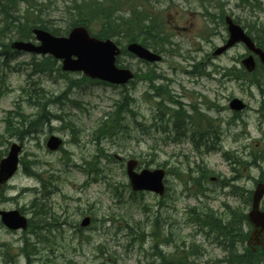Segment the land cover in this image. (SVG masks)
Masks as SVG:
<instances>
[{
  "label": "rangeland",
  "instance_id": "obj_1",
  "mask_svg": "<svg viewBox=\"0 0 264 264\" xmlns=\"http://www.w3.org/2000/svg\"><path fill=\"white\" fill-rule=\"evenodd\" d=\"M81 1L34 0L32 10L39 17L31 19L41 18L47 26L66 32ZM113 1L121 7L120 17L131 15L127 0ZM8 3L3 5L19 4L21 13L26 8L25 0ZM147 8L159 15L161 25L156 30L168 43L156 52L162 56L160 63L120 56L117 66L131 69L137 77L124 87L82 80L79 73L62 72L60 62L54 60L50 69L45 66L47 57L26 53L11 54L8 67L0 66V159L16 143L22 146L24 163L0 188V209L18 210L32 225L21 232L0 223V264H158L155 245L173 264H220L226 256L220 237L205 222L218 226L219 221L234 220L233 212L245 214L246 192H252L264 171V111H260L264 69L258 67L254 77L245 75L239 62L246 54L241 46L217 58L211 53L227 39L225 16L264 45V32L259 31L264 30V0H150ZM6 23L12 35L20 31L17 22L5 21L0 14V27ZM248 23L256 24L251 28ZM89 31L96 34V29ZM112 40L121 48L128 42L121 36ZM154 40V46L163 44ZM232 69L243 71L247 78L231 77ZM146 74L156 77L153 83L162 90L142 80ZM232 98L240 99L246 110L230 111ZM46 101V110L56 119L46 115L48 120L29 130L27 122L36 119ZM177 103L182 116L195 119L191 108L204 116L200 134L192 137L186 130L174 129L169 121ZM115 110L120 111L117 124L109 136L98 137L99 124ZM17 113L27 117L21 127L27 133L21 141L5 132L7 119L9 126L18 127ZM184 125L192 127L188 122ZM52 135L63 142L57 152L45 147ZM202 143L210 146L209 151L200 148ZM251 150L260 157L261 170L231 163L237 157L248 160ZM129 159L138 161V172L166 171L163 197L131 191L125 174ZM25 167L44 182L29 177ZM203 169L208 173L202 175ZM44 188L50 193L39 204L45 214L34 216V193L43 198ZM84 217L91 223L83 229L79 224ZM236 227L244 233L250 230L243 222ZM25 242L32 248L27 259L19 255Z\"/></svg>",
  "mask_w": 264,
  "mask_h": 264
},
{
  "label": "trees",
  "instance_id": "obj_2",
  "mask_svg": "<svg viewBox=\"0 0 264 264\" xmlns=\"http://www.w3.org/2000/svg\"><path fill=\"white\" fill-rule=\"evenodd\" d=\"M11 3L12 0H0V14L5 21H11V22H17L16 29L20 31H16V33H13L12 35V29H8V23L5 24V26L0 27V65L8 67L9 57L11 55L9 50V43L13 39V37L17 36L16 38L21 40H28L32 39L31 30L32 28H40L43 30L50 31L53 35H62V30L52 28L50 26H47L45 23L47 21H44L43 19H34L32 20L31 17H39L37 15H34V11L32 10L35 2L34 0H25L26 8L21 13L20 9H18L19 4L15 6H7L5 7L3 5L4 2ZM17 1V0H16ZM113 0H82L79 4L75 5L74 13L70 15L72 17L70 21H68V29L69 27H73L76 25H84L88 29H96V34L94 35L98 39H106V38H113L117 36H121L123 38H127L128 41L132 42H139L146 48H151L155 52H158L162 50L163 46H165L168 43V39L163 36V32L156 30V26L161 25V22L159 21V15H152L147 5L149 4L150 0H143L142 2L139 0H127L128 5L130 6L129 9L132 10V13L127 18H122L117 13L121 7H118L119 4H117ZM250 0H244V2L248 3ZM8 3V4H9ZM257 4V5H256ZM254 4L257 8H259V4ZM251 9H254L253 5L251 6ZM140 8V10H139ZM256 23H248V26L252 28V25H255ZM257 30V29H254ZM261 32H264L263 28L261 27ZM250 33V31H249ZM264 37V34H263ZM155 38V40H154ZM6 39V41H5ZM157 39L159 42H162L163 44L157 43L156 46L151 44V41L154 40L155 43L157 42ZM257 39V37H255ZM122 54H127L124 50ZM54 61L47 57L45 59V66L48 68H52L54 65ZM147 75V74H146ZM237 78H241L240 75L235 74L234 75ZM158 77V76H157ZM135 79L137 77L135 76ZM157 78L151 77L149 75L143 76V80L146 82L151 83V88L156 89V91L162 90V87L160 85L155 86L153 83ZM159 94V93H157ZM156 94V96H157ZM49 101H46L44 104L40 105V114L36 116V119L27 122L29 124L28 128L29 130H32L33 126H36L37 122L45 120H48L46 115L54 117L49 114V112L46 110L47 103ZM38 105L39 103L36 102ZM178 104V103H177ZM160 105V103L158 104ZM179 106L172 111V114L170 116L169 121L175 130H186L185 125L187 121L188 115H181L180 112L182 111V106L178 104ZM185 113V112H184ZM19 118L18 127L13 128L8 125L9 119L6 120V128L5 132L8 134H12L13 136H16L22 139V137L25 136L27 133H22V128L26 124V118L23 116H19V114H15ZM120 117V111L115 110L113 114H110L105 121H102L99 124L97 136L100 138H106L110 135V131L114 128V126L117 124V120ZM56 118V117H55ZM43 122L37 124L41 125ZM200 125L196 126V129L192 130L191 136L193 137L195 134H200L198 130H200ZM210 127L212 128V124L210 123ZM196 132V133H195ZM22 133L23 135H20ZM214 146V144H213ZM204 147L206 151H209L210 146L205 145V143L200 144V148ZM207 148V149H206ZM227 155H225V158ZM248 160H244L241 157H237V160L234 161V164L239 166L241 169H249V168H257L261 170V167L259 165L260 157H255V152L251 150V152L248 154ZM24 165V163H22ZM261 174L258 177L256 181L264 182V171H260ZM202 175H205L208 173L206 170L200 171ZM34 175V173H31ZM255 181V182H256ZM246 196L244 197V203L246 206L250 203V194L251 192H246ZM38 199L34 198L31 202L32 208L34 209L33 214H42L44 215L45 212L40 210L38 204ZM210 216H212V213H208ZM202 215V212H198V217ZM233 216H235V219L232 221H228L225 224H222L220 221L218 222V226L214 223H208V221L205 222L206 226H209V228L212 226L213 232L217 234V237L223 238L224 241H226L230 246L233 244L235 238H240L242 240V232L240 229L236 227V224L238 222H244L245 221V214L240 212H233ZM198 224H201V221L198 222ZM215 228V230H214ZM152 238H155L156 233L152 232L150 235ZM230 239V240H229ZM155 250L154 256L159 259L158 264H173L170 263L167 256H165L160 250H158L157 245L153 248ZM25 257H28L30 254H32V249H28L27 246H24L22 250ZM185 260H187V254L184 255ZM224 261L231 263V264H264V254L260 252H250L248 250L245 251L244 254L241 255H233L230 254V256H226L224 258ZM147 264H155L153 261L151 263Z\"/></svg>",
  "mask_w": 264,
  "mask_h": 264
},
{
  "label": "water",
  "instance_id": "obj_3",
  "mask_svg": "<svg viewBox=\"0 0 264 264\" xmlns=\"http://www.w3.org/2000/svg\"><path fill=\"white\" fill-rule=\"evenodd\" d=\"M228 31L227 43L215 51L216 55L221 54L226 49L236 43H243L249 50L258 55L264 65V53L254 48L251 39L245 34L244 30L235 24L229 17L225 18ZM36 40L40 42L35 46L30 42L15 41L11 48L17 51L32 52L36 54H50L55 59L62 60V70L68 72H83L91 79H98L115 85H124L132 79L133 74L127 69L117 68L115 58L120 54V49L110 40H98L90 37L83 27L73 28L67 37H54L49 33L34 29L32 31ZM127 51L149 63L160 61V56L152 53L148 49L137 43L127 46ZM244 67L251 72L254 69V60L248 57L242 61ZM230 110L240 112L245 105L238 99H233L229 104ZM60 140L51 137L47 142V148L57 150ZM20 147L13 144L10 147L6 158L0 161V186L4 184L15 173L18 163V153ZM137 162L130 160L126 165L127 177L133 191H148L162 196L164 194L163 178L164 170H142L135 172ZM264 197V184L258 183L251 198V206L247 213V220L252 224L253 231L249 236V245H260L264 251V211L260 210V203ZM2 222L12 230L25 229L26 219L18 211L0 212ZM89 224L86 218L81 226Z\"/></svg>",
  "mask_w": 264,
  "mask_h": 264
},
{
  "label": "flooded vegetation",
  "instance_id": "obj_4",
  "mask_svg": "<svg viewBox=\"0 0 264 264\" xmlns=\"http://www.w3.org/2000/svg\"><path fill=\"white\" fill-rule=\"evenodd\" d=\"M225 42H226V40H223L220 46H223V45L225 44ZM254 43H255V46H256V47H258V48H260L262 51H264V49H262V46H263L262 42H260V41H254ZM220 46H219V47H220ZM238 46H239V45H237L236 47H238ZM240 46L242 47L243 51L248 52V50H247L244 46H242V45H240ZM236 47H234V48H236ZM214 51H215V49H214ZM214 51H213V52H214ZM213 52L211 53V57H212V58H217V57H214V56H213ZM247 55H248V54H246L245 57H246ZM241 59H242V58H241ZM241 59H240V61H241ZM255 60L257 61L256 58H255ZM255 66H256V69H255V70L257 71V68L259 67L257 62H256V64H255Z\"/></svg>",
  "mask_w": 264,
  "mask_h": 264
},
{
  "label": "bare ground",
  "instance_id": "obj_5",
  "mask_svg": "<svg viewBox=\"0 0 264 264\" xmlns=\"http://www.w3.org/2000/svg\"><path fill=\"white\" fill-rule=\"evenodd\" d=\"M37 202H38V201H37ZM39 203H40V202H39ZM205 228H206V227H205ZM217 243H218V242H217ZM217 243H216V244H217ZM220 246H221V245H220Z\"/></svg>",
  "mask_w": 264,
  "mask_h": 264
}]
</instances>
